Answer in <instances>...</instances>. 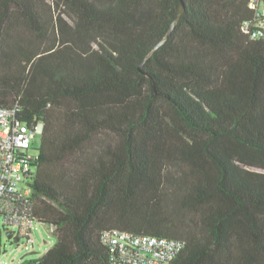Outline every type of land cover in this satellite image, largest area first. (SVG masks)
I'll use <instances>...</instances> for the list:
<instances>
[{
  "label": "trees",
  "instance_id": "1",
  "mask_svg": "<svg viewBox=\"0 0 264 264\" xmlns=\"http://www.w3.org/2000/svg\"><path fill=\"white\" fill-rule=\"evenodd\" d=\"M0 0V107L43 123L21 264H109L102 234L178 240L169 264H264V39L248 0ZM109 133L113 140H103Z\"/></svg>",
  "mask_w": 264,
  "mask_h": 264
},
{
  "label": "built area",
  "instance_id": "2",
  "mask_svg": "<svg viewBox=\"0 0 264 264\" xmlns=\"http://www.w3.org/2000/svg\"><path fill=\"white\" fill-rule=\"evenodd\" d=\"M248 6L251 13L242 31L251 39H264V0H248ZM43 126L42 122L24 121L18 105L0 107V216L6 225L16 227V239H26V247L35 243L34 223L39 222L34 218L31 183L40 158ZM102 242L111 252L109 264H169L182 249L175 239L117 228L104 231Z\"/></svg>",
  "mask_w": 264,
  "mask_h": 264
},
{
  "label": "rangeland",
  "instance_id": "3",
  "mask_svg": "<svg viewBox=\"0 0 264 264\" xmlns=\"http://www.w3.org/2000/svg\"><path fill=\"white\" fill-rule=\"evenodd\" d=\"M101 137L103 140L114 139L109 133H103ZM39 140L37 143H39ZM9 230L14 232L11 237L7 235ZM15 232L16 227L6 225L3 217L0 216V262L2 264H20L22 260L38 258L53 246L57 240V235L53 231L52 225L42 222L34 223L33 236L35 243L29 247L25 246L26 239H16Z\"/></svg>",
  "mask_w": 264,
  "mask_h": 264
},
{
  "label": "water",
  "instance_id": "4",
  "mask_svg": "<svg viewBox=\"0 0 264 264\" xmlns=\"http://www.w3.org/2000/svg\"><path fill=\"white\" fill-rule=\"evenodd\" d=\"M185 7H186V5H185L184 0H180V8L178 10V13L176 15V18L174 19V21L170 25L167 33L160 40V42L151 50V52L149 53L148 56H151L158 48H160L162 45H164L167 42V40L169 39L170 34L173 32V30L175 29V27L177 26V24L180 22L183 14L185 12ZM7 235L9 237H11L12 236V231L11 230L7 231Z\"/></svg>",
  "mask_w": 264,
  "mask_h": 264
}]
</instances>
